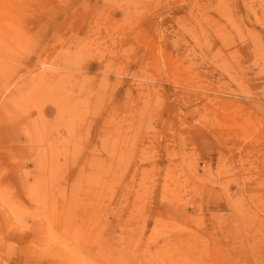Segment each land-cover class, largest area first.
Listing matches in <instances>:
<instances>
[{
	"label": "rangeland",
	"instance_id": "rangeland-1",
	"mask_svg": "<svg viewBox=\"0 0 264 264\" xmlns=\"http://www.w3.org/2000/svg\"><path fill=\"white\" fill-rule=\"evenodd\" d=\"M0 13V264H264V0Z\"/></svg>",
	"mask_w": 264,
	"mask_h": 264
},
{
	"label": "bare ground",
	"instance_id": "bare-ground-1",
	"mask_svg": "<svg viewBox=\"0 0 264 264\" xmlns=\"http://www.w3.org/2000/svg\"><path fill=\"white\" fill-rule=\"evenodd\" d=\"M4 1L5 0H0V8L3 6V4H4ZM0 22H1V13H0ZM12 34V33H11ZM11 34L9 35V37H11ZM1 35H2V37H3V31H2V29H1V27H0V40H1ZM5 37V36H4ZM4 46H3V43H0V51H1V48H3Z\"/></svg>",
	"mask_w": 264,
	"mask_h": 264
}]
</instances>
